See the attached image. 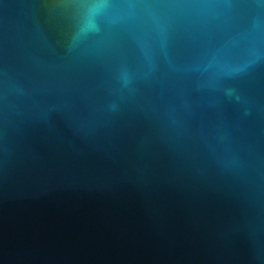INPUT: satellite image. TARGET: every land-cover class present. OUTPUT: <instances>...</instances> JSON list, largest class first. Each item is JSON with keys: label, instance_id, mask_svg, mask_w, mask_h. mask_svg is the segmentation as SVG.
I'll return each instance as SVG.
<instances>
[{"label": "water", "instance_id": "obj_1", "mask_svg": "<svg viewBox=\"0 0 264 264\" xmlns=\"http://www.w3.org/2000/svg\"><path fill=\"white\" fill-rule=\"evenodd\" d=\"M0 264H264V0H0Z\"/></svg>", "mask_w": 264, "mask_h": 264}]
</instances>
